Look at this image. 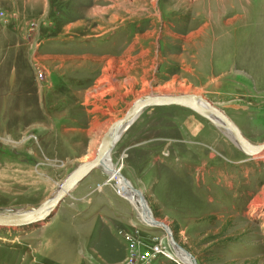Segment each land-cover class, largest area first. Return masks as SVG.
Wrapping results in <instances>:
<instances>
[{
  "label": "rangeland",
  "instance_id": "374dc122",
  "mask_svg": "<svg viewBox=\"0 0 264 264\" xmlns=\"http://www.w3.org/2000/svg\"><path fill=\"white\" fill-rule=\"evenodd\" d=\"M1 36L0 214L46 203L148 95H200L264 143V0H0ZM110 159L197 264H264V153L170 106L145 110ZM113 174L0 227V264H185Z\"/></svg>",
  "mask_w": 264,
  "mask_h": 264
},
{
  "label": "water",
  "instance_id": "95a60500",
  "mask_svg": "<svg viewBox=\"0 0 264 264\" xmlns=\"http://www.w3.org/2000/svg\"><path fill=\"white\" fill-rule=\"evenodd\" d=\"M176 106L191 110L199 116L207 119L217 128L226 131L227 136L232 142L242 150L248 157L256 158L264 153V143L260 145L252 144L234 124V122L219 108L200 95L194 94H178V95H148L140 98L125 114V116L114 122L102 137L101 143L95 156L91 160L82 162L77 169L71 173L61 184L60 188L54 195L42 206L38 208L27 207L14 213L0 214V227H22L29 226L38 221H44L53 212L57 210L62 201L75 189L86 177L94 170L104 168L106 158H110L113 146L117 143V133L120 132L121 138L124 131L129 128L136 119L148 108L154 107H170ZM116 173H120L115 169ZM124 182L130 188V192L134 193L138 198L139 205L142 206L143 216L150 211L146 200L142 193L130 184L129 180L121 174ZM111 179V178H110ZM151 227L162 228L170 239V244L174 251L181 252L183 256L192 260L197 264L195 258L186 250H184L174 239L173 233L169 227L158 220L146 222Z\"/></svg>",
  "mask_w": 264,
  "mask_h": 264
},
{
  "label": "bare ground",
  "instance_id": "6f19581e",
  "mask_svg": "<svg viewBox=\"0 0 264 264\" xmlns=\"http://www.w3.org/2000/svg\"><path fill=\"white\" fill-rule=\"evenodd\" d=\"M175 3L177 2V1H174ZM177 11V10H176ZM177 13V12H176ZM184 15V14H183ZM121 132V131H120ZM120 132H118L117 133V138H118V140L120 139L119 138V134H120ZM118 140L116 141V142H118ZM104 168H106V170H108V169H111V170H113L114 171V173L117 175V177L118 178H114L115 177V175L113 174L112 176H113V178L114 179H116L117 180V183H118V186H119V188H120V191L121 192H123L122 194L124 195V196H126V198L132 203V204H134V207L137 209L138 208V212L139 213H141L142 214V216H143V212H142V206L141 205H139V203H138V198H136V196L134 195V193H132V192H130V188L128 187V185L124 182V180H123V178H122V176L120 175V173H116L115 172V168H114V166L112 165V163H111V159L109 158V157H107L106 158V163H105V167ZM141 208V209H140ZM144 217V216H143ZM145 220H146V222H152V221H154L152 218H151V216H150V214H149V212L147 211L146 212V214H145ZM145 222V223H146ZM171 242V241H170ZM174 252H176L178 255H179V258L182 260V261H184V263L185 264H194L193 262H192V260L191 259H189V258H186L185 256H183L182 254H181V252H178V251H174Z\"/></svg>",
  "mask_w": 264,
  "mask_h": 264
},
{
  "label": "crops",
  "instance_id": "0c3cea01",
  "mask_svg": "<svg viewBox=\"0 0 264 264\" xmlns=\"http://www.w3.org/2000/svg\"><path fill=\"white\" fill-rule=\"evenodd\" d=\"M2 37V36H1ZM0 37V42H3L4 43V38L2 37L1 38ZM0 45H2V44H0ZM2 54H4L3 56H2V58H0V74H2V67H3V65L6 63V61H5V55H7L8 53H7V51L5 50V51H3L2 52ZM6 65L8 66V63H6ZM3 71L5 72H7V67L5 68V69H3ZM9 86H10V84H9ZM6 88H8V85H5V83H4V81L3 80H0V89H5L6 90ZM178 108H180L181 109V107H178ZM182 109H185V108H182ZM185 110H188V109H185ZM189 111H191V110H189ZM192 112V111H191ZM194 113V112H193ZM196 114V113H195ZM198 115V114H197ZM201 117V116H200ZM203 118V117H202ZM138 119V118H137ZM136 119V120H137ZM189 119H193V116H190V117H188L187 118V120H189ZM191 121H193V120H191Z\"/></svg>",
  "mask_w": 264,
  "mask_h": 264
},
{
  "label": "built area",
  "instance_id": "2783aa9c",
  "mask_svg": "<svg viewBox=\"0 0 264 264\" xmlns=\"http://www.w3.org/2000/svg\"><path fill=\"white\" fill-rule=\"evenodd\" d=\"M135 247H136V246H135ZM130 248L133 249V248H134V244H130ZM153 251H154L155 253H158V254L167 255L166 253H164V252L162 251V249H159L158 246H155V247L153 248ZM167 256H168V255H167ZM130 259H132V257H131ZM130 259H129V260H130ZM125 262L127 263V262H128V259H127Z\"/></svg>",
  "mask_w": 264,
  "mask_h": 264
},
{
  "label": "trees",
  "instance_id": "16d2710c",
  "mask_svg": "<svg viewBox=\"0 0 264 264\" xmlns=\"http://www.w3.org/2000/svg\"><path fill=\"white\" fill-rule=\"evenodd\" d=\"M171 264H175L174 262H171Z\"/></svg>",
  "mask_w": 264,
  "mask_h": 264
}]
</instances>
